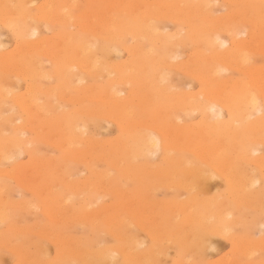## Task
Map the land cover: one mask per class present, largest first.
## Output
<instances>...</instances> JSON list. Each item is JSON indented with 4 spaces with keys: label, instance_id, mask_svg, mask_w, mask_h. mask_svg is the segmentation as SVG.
Instances as JSON below:
<instances>
[{
    "label": "bare ground",
    "instance_id": "bare-ground-1",
    "mask_svg": "<svg viewBox=\"0 0 264 264\" xmlns=\"http://www.w3.org/2000/svg\"><path fill=\"white\" fill-rule=\"evenodd\" d=\"M80 1L81 0H42V3L39 6L30 10L31 8L25 6L24 3L15 2L13 0H0V27L7 28L9 32H12L20 41V43L18 44L14 42L13 45L15 47L12 51L0 53V109L4 105H6L7 102L8 103L10 102L9 109L7 111L9 112L10 108L12 110L18 108L19 110L27 114L28 122H29V125L22 124L17 127V132L15 133L16 137L6 136L7 134L6 132H8V130L7 131L5 130L6 132L2 131L4 133L0 131V165H3L2 163L5 160L9 161L13 157L12 155L13 154L15 155V153L18 154L25 153L27 157L26 160L27 163L16 164L14 168H12V170H10L9 172L4 171L3 176L17 179L16 182L20 188L25 187L28 188L27 191L31 190L34 193V195L37 196L39 202L42 205H44V203L45 205H47V207L43 208L46 215L50 213H56V211H54L55 208L58 207V206L55 207L56 205H59L58 208H61L63 205H66L64 207L68 208L67 213L64 212L65 210L63 207L59 209V211L64 210L63 211L64 214L61 215L64 216L67 215L65 217L70 218V223L74 221V220L71 221V219L75 218L78 221L81 220L79 221V223H83L84 226L86 227L87 225L97 224L96 227L94 226L95 231L97 230L96 229L97 227H100L101 223L111 224V225H113L112 223H114V225H117V227L122 228L124 226L123 228H126L128 225L125 226L126 223L124 222V220H121V216L123 214L127 215L128 216L127 218L134 217V219H137L138 217L141 219V222L150 221L149 219L151 217L149 219L148 217H146L149 216L150 213L146 212L145 209L146 203L148 204V201L146 202L145 200L146 202L145 203L143 201L144 200L143 197L147 198V196L149 197L152 193L150 195L146 194L145 196L144 195L140 196L137 191L133 190V192H131L126 185L129 182L126 183V181H130V182L138 181L137 183L142 182L143 185H145L144 182L145 181L147 182L146 179L148 178V175L154 174L156 175L155 177H159V179L160 177H165L166 179H168L167 180L168 182L164 180L166 181L165 184L166 186L167 184L173 183L172 186L175 187L176 189H179L180 191L182 190V192L184 190L185 192L192 193V194L190 193L192 195L190 198V202L184 201L185 202L184 203L183 201L179 202V200H177L179 203L176 204L175 202L174 203L172 202L170 204H167L166 206H165V202L162 203L164 204V207H167L166 208L167 211L169 210L168 209L169 207L170 208L174 207L176 211L174 209L173 211L172 209H170L171 212L174 213L175 211L176 214L174 215L176 216L179 213L180 217L182 216L181 218L183 219L181 220L184 223H186V227L187 225L191 227V230L189 228L187 230L189 231V233L191 231L190 233L191 235L189 234L190 240L189 242H187L188 241L187 239L186 243L184 240V244L182 245H184L186 250H188L189 253L185 250L187 254L191 255L190 252H192V255L198 257L201 251L205 249L207 250V248L210 246L207 244L208 238L211 239L210 237L211 235H214L212 237H216L215 234L222 235L225 232V230H227V227L234 224L235 218L234 220H230V218L233 217L230 216L231 214L228 213L225 209L226 206L224 204H227L229 202L226 203L222 202V204L225 206L224 207L223 205L222 206L219 205L222 199L217 201V198L220 199L221 197L220 198L215 197L216 200H210V201L209 199H206L207 197L203 198L206 194H209L208 192L204 193L206 183L209 180V176L206 174L207 172L206 170L203 171L201 168L194 166L195 163L194 162L193 164L192 162L190 163L186 157L185 158L182 156L170 157L168 155H170L171 150L180 151V153H184V154L191 153L195 155L198 159H200L199 160L200 162L205 161L207 162L206 165L209 164L210 165L209 167L217 170L218 174L220 171L221 176H223L225 180L223 182H226L228 185L227 187H229L230 190L229 195H231L235 199V201L239 200L241 198L240 196L246 199L247 198L255 199L256 197V200L258 199V201L261 204V200H259V198L262 199L264 197L263 187L260 188L258 191L252 189V185L254 186L255 183H259L260 180L257 179L256 176L253 177L252 175H249L252 172L251 169H250L251 172L246 171L243 165L252 163V165H256L258 168L263 167V170H261L260 168V171H262L263 174L261 176V180L264 182V158H263L264 155L255 156V154L257 155V153H259L258 145L260 146V144H264V67L251 64L252 59H250L251 57H253V55L255 57V54H260L264 56V0H228L229 3L232 4V6L233 5L238 6L240 9L236 10L235 8V11L230 13L226 12V14L221 17L220 15L222 14L218 13L220 18L216 19L215 18L216 15H215L214 17L215 20L209 17L210 11L207 13L206 10L207 6H209L208 4L210 3V0H84L85 5H81ZM29 2L30 1H28V3ZM155 6L159 8V9L156 8V11L154 10ZM216 8L217 7H215V9ZM245 8L247 9L242 12V10H244ZM214 13H212V16L214 15ZM162 19L164 20L166 19L172 22L177 27L185 25L187 27V30H185L184 36L182 37L179 36L180 35L179 32L181 30L178 33L174 32L175 34H171V35H168V33L165 34L166 32L161 33L162 32L160 31L161 28H159L160 26L156 25V23ZM40 22L44 23L45 25L44 28H46L47 26L54 25L57 26L58 28H61L62 30L58 32L54 31L55 33L53 34L52 32L53 30L50 29L53 35L40 36L39 32L41 29L39 28V26H41L42 23L39 26L37 24ZM44 25H42V27ZM209 25H214V26L210 27ZM45 30L48 31V29ZM223 35H225L224 37L226 38H224ZM33 37H35V40H31V38ZM127 38H129V40L131 39L133 41V44L129 46H125V43L128 41ZM123 39H125L124 44L122 41ZM99 41L103 43V47H101L98 44ZM128 42L127 44H129ZM187 42H191L195 46V51L193 52V54L187 56V58L184 57L185 58V60L183 59L184 61L176 63L175 61L183 56L180 49L185 48ZM145 43L147 44V47ZM2 48H4V45ZM203 48L210 50V53L206 55L208 50L204 51ZM123 51H125V53L127 54V58L131 57V60L129 62H117V63L113 62L115 64H111V65L105 64L104 60H107L106 58H108L110 55H115L116 57V55H120L121 52ZM35 55H37L38 57L46 58V60L43 61L46 63V61L48 60V62L51 63L52 72H46L47 67L45 70H43V68L45 67H42V63L44 64L42 60L39 61L37 59L39 62H41V64H39V62H36L35 64V61L33 63L31 62L30 65L27 64V59L29 57L33 58ZM32 58L31 60L33 61L34 59ZM110 58H112V56ZM173 61L175 63H173ZM229 64L230 65L232 64L236 67V68L234 67V70L238 68V70L245 76L243 77L245 79L231 80V77L229 79L228 78L226 79V77L224 78L226 74L223 75V77H220L221 75L219 74L222 73L221 72L222 70L226 71V69L227 70L229 69ZM171 72H175L176 73L175 75H177V73L184 75L189 74L191 78L195 79L198 82L200 90L198 92L195 91L196 92L195 94H192L190 92H187L188 94H186V92L185 93L183 92L186 95L180 92L179 95H177L178 93L177 91L175 92L177 95L176 96L175 94L172 93L173 90H177V89H173L174 87H177L174 85L172 86V90H171L172 95H169L170 94L169 90L171 89V88L169 89V87L171 86L169 87L168 85L163 86V82H167V84H169L168 77H170L169 73ZM103 74H106L105 78L107 76L106 87H103V89L94 86L93 87L87 86L86 84H84V82H86L85 77L94 76V78L99 77V79H101L100 76ZM111 74L119 75V80H117L116 78L115 79L111 78L110 77ZM170 75L173 77L174 74L173 75L170 74ZM12 76L14 80L10 79ZM178 76L179 75H177L176 77ZM15 79L16 81L17 79L20 80L24 79L25 81L28 82L26 86L24 85L25 91H23V93L20 92L21 90H19V86L17 85L18 84L17 82L20 81L18 80L16 82ZM11 81L12 83L14 82L13 85ZM171 83L172 82H170V84ZM123 85L124 86L128 85L132 88H137V89L135 90L132 89L130 92L128 91V93H125L124 90L121 89ZM14 86L18 88L19 91L17 90L15 91L16 88L13 90L12 87ZM140 87H142L141 89L142 91L139 89ZM186 89L187 88H185V90ZM71 94L76 95L77 97H73L71 96ZM173 95L176 96V98L170 101L169 98ZM41 97L45 98V101L43 103L40 102ZM161 98L167 99L169 101V103L166 104L165 106L166 108H162L160 106V102L162 101ZM60 101L64 102L67 105H71L72 109L67 108L68 110H66L65 107L61 106L62 104L58 105ZM88 103H95V104L100 103V105L95 109V108H90ZM135 104H138L137 106L142 107V109L141 108L140 109L143 110L146 113V115L147 114L150 115L152 122V124L150 123L151 124L150 126H147L145 121H143L144 125L142 126H141L142 121H136L134 117H136L137 114H135L136 112L134 113V109H133ZM6 108H8V106H6ZM1 110L0 112H2ZM171 110L173 111L175 110L174 112H179V115L180 113L181 114H190V113L194 114V112L199 113L200 114L199 116H201L202 118L200 123L197 122L196 123L199 124L198 126H200V129H198L199 127L195 128L193 126L184 125V124L176 125L175 123L176 121L175 122L173 121L175 120L174 117L171 116L170 114ZM107 111H109L110 113L117 112L116 114L117 117L116 115L115 116L107 115L106 118L107 120L110 119V122L116 123V127L118 131L121 133V135L115 140L113 139L112 141L108 140L107 143L106 142L102 143L103 142L102 140H101L102 142H97L99 141L98 139L96 140L94 138H91V136L88 137L90 134H88L89 125L87 124V122L91 120L89 123L92 125V123H94L95 121L93 118L105 114H109L106 113ZM143 111H141L140 113H142ZM167 111L168 114L170 115H167L165 113ZM14 112L12 111L11 113L10 112L9 113L12 114ZM170 116L171 119L169 121L170 123H172V125L171 124L164 125L162 121L163 120L164 122L167 121L168 117ZM84 117H87L90 120L88 119L83 120ZM154 117H158V120L156 119L154 120L156 121V124L152 120L154 119ZM189 117H191V114ZM0 118H1V114H0ZM182 118L183 117H181V119ZM251 118L254 119L250 121ZM5 121H6L5 119L1 121L4 123L3 125L7 124V123L5 124ZM18 121L19 119L17 120V122ZM146 122L149 121L147 120ZM143 127H145V129L147 128L152 129L153 132L156 134V136L153 135L152 137V135L151 136L149 135L151 133L146 135L144 134V132H141L140 129ZM21 133L30 134L31 137L29 138L26 137V139H24L23 138L24 135L23 136L20 135ZM41 144H48L53 146L55 150L60 152L61 157L58 158L54 157L52 159L39 158L38 154L39 155H44V154L39 153L40 150H36L35 146ZM83 145L87 147L86 150L82 148ZM37 151L38 153H36ZM158 152H163V153L166 152V154L168 153L166 160L168 161V165L170 168L166 172L161 171L162 169L159 170L158 168L160 167H157V169L160 172L159 174L158 172L156 173L155 171L152 172L155 169V167L154 169L151 167L152 171L150 172L151 169L145 166L146 164L148 165L149 162L143 165L136 163V161L141 159L142 157L145 158L149 154H155ZM96 162H101V163L105 162V164L108 163L107 165L113 167V169L116 168V170L119 171L118 180L110 178L109 174L110 172L112 174V171L105 170L107 172L106 173L105 171H102V168H100L101 170H99L96 166L99 167L102 164L97 163L100 164L97 165L95 164ZM75 165L77 166L80 165L81 167H83L84 168L83 170L84 171L86 170V172L89 173L90 177L80 182L73 180L72 179L73 177L71 178L70 176H72L76 171V170L73 171L74 173L72 174V169L74 170ZM93 165L95 166V168H97V171L100 172H97L93 168ZM200 165L202 166V164ZM121 178L125 180L124 184L126 186L123 184L124 187L121 186L122 184L120 183ZM0 180L2 179L0 178ZM156 182L157 184H159L158 186L164 187V182L162 183L163 185H160L161 183L158 180ZM157 184H153V185L157 186ZM156 186H154L155 188L152 190L155 191ZM56 187L58 188L62 187V189L64 188V190L69 192V195L66 192L67 195L61 197L62 195L61 196L58 195L59 191L56 190L57 189ZM4 188L5 186L2 187L0 184V197L6 195L4 193L7 188L5 189ZM149 188L151 191V187L149 186H147V188L144 189L148 191ZM141 189H142V184H141ZM144 189L142 190L144 191ZM146 191H144V194L146 193ZM10 192L12 193V191ZM262 193H263L262 195L263 197H261ZM77 194L84 196V198L85 196H87L86 199L87 203L84 204V206H82V208L80 209H77L78 207L74 208L76 207V205L74 206V204H72L73 197L78 196ZM91 194L99 195L98 197L100 202H102L100 198L107 196L108 199L109 198L108 195L111 196L114 195L116 198H118L119 203L108 206L107 204L105 205L104 203L102 204L100 203V205L98 206L96 205L97 208H94L92 206L94 208L93 209L90 206L93 204L92 202L93 197H91ZM200 194L201 195L203 194V196H201ZM104 198L106 199V197ZM175 198L173 200H176ZM243 198H241L239 201H242ZM99 201L97 200L94 201V204L95 202L97 203ZM1 202L3 203V205L2 203L0 204L1 205L0 224L2 222L3 223L9 222L11 217L8 216V213L10 211L13 212V210L15 209L18 211H20L19 209L25 210V208L30 210V207L28 206L29 202L25 200L24 201L20 200L17 203L14 202L9 204L11 201H9L8 198V202H7V198H6L5 200L2 199ZM248 202L249 200L247 201V204H249ZM256 202H254V204ZM139 203L141 205L145 203L144 205L145 210L143 211H145L146 213L141 212V209L143 208H139ZM167 203H169V201ZM237 203L238 202H236L235 204ZM243 203H245L244 200ZM151 204H152L151 206H154L152 202ZM238 204H240V202ZM244 205L245 204H242L241 206L243 207ZM33 206H36L37 208L40 209V207L37 206L36 203ZM147 206L151 207L149 206V204ZM227 206L230 207V204ZM254 206H252L251 208H253ZM53 207L55 208L52 209ZM249 207L250 206L248 205V208ZM8 209L9 210L12 209V210H10L7 213L6 210L8 211ZM28 210L26 212H29ZM242 210L240 209L237 212L239 213ZM59 211H57L58 214ZM21 212H19V214L22 217L23 213L21 214ZM43 213L44 212H42V214ZM60 213L62 212L60 211ZM147 213L149 214L146 215ZM160 213L163 214L162 212ZM160 213H158L157 216L152 217V220L153 218H157V217L159 218V216H162ZM24 214L22 218H24ZM27 214L29 215L30 213ZM58 214H56V216ZM13 216H14L13 218H15L18 215L17 216L13 215ZM49 216L48 218L47 217L46 218L50 219L52 214L50 217ZM124 217L125 218L122 219H126V216ZM170 217L172 218V216ZM61 218L63 219L60 220L61 223L66 221V219L68 220V218L64 219L63 216ZM178 218L179 216L175 217L177 221ZM211 219L212 221L213 219H215L217 222H219V224H221L219 225L220 227L215 226L213 223H211ZM237 219L238 218H236V220ZM137 220L135 222H137ZM158 220H157L158 226H155L157 227L156 228L157 230L155 229V227L154 230L159 231V226H161L160 229L162 228L163 230H165L162 227L164 224L160 225L163 223L164 219L162 220V222H161V217ZM165 220H170V218L169 219L166 218ZM123 222L125 223L124 225ZM138 222L140 221L138 220ZM151 222H149V224ZM61 223H58L59 224L58 227L63 225L62 228H64L67 221L62 225ZM73 223L74 222H72L71 224ZM75 223L73 225L74 228H75ZM179 223L181 225L182 222H180L179 220ZM132 224L129 226H132ZM173 224H171V226ZM236 224L240 226V224L235 222V225ZM69 225L70 224H68V226ZM142 225L143 224H141V227ZM52 226L54 230H56L54 224H52L51 227ZM71 226L72 225H70L69 227ZM84 226L82 224L81 225L79 224L78 227L83 228L82 231H86V227L84 229ZM115 227H113L114 230ZM150 227L152 226H149V228ZM164 227L168 229L169 226L166 225L165 223ZM182 227L183 226H181V229ZM41 228H40L41 231H43L44 228L43 227ZM5 229L7 230V228ZM14 229H17V227L14 226ZM59 229H61V227ZM167 229L165 231H167ZM52 230H50L49 232H51ZM101 230L102 228L100 229L98 228L97 234L102 232L100 234L104 235V230L102 231ZM154 230H152L153 233ZM168 230L170 231V229ZM30 231L36 233L34 230L32 231V229ZM45 231H47V228L46 230H44V232H42L43 235L46 233ZM72 231L73 230H71L70 232ZM112 231L110 232V230L108 229L109 234L112 233ZM156 231L155 234H153L151 231L148 232H151L152 236L155 235L154 237H156ZM169 231H167V233ZM227 231L225 233H227ZM62 232L60 231V234ZM119 232L120 234H123L121 233V229ZM19 233H20L19 237L21 235L22 236L24 235V233L22 234V232ZM55 234L56 233H54V235ZM60 234H56L58 236L56 235L55 236L59 237ZM100 234L98 235L99 237ZM162 234L164 236L163 239H165L166 233L165 235L164 233ZM231 234H232V230H231ZM15 235L17 236V241L15 240L16 241L15 242L13 240V242L18 243L19 237L17 234ZM54 235L52 233L51 236ZM61 235L64 236L66 234L64 233V235L63 234ZM127 235L128 234L126 233V236ZM132 235L134 236V233ZM132 235L130 234V236ZM149 235L151 236L150 233ZM172 235L174 234L172 233ZM180 235L182 234L180 233ZM5 236H6L5 233H2V235L0 233V240L4 239ZM8 236L9 234L7 235V238ZM72 236L75 237L74 235H71L70 237ZM92 236L90 238L92 239V241L87 238L88 242L91 241V243L89 244H91L92 247L93 244L96 245L97 243H99V241L103 242L104 237L100 238L102 239L100 240L99 237L96 235L97 236L96 238L98 239L96 238L94 239V241H97V243L95 244V242H93V237L95 236L93 237ZM118 236L120 235L118 234ZM133 236L130 238H128L129 236H127L128 240H130L128 241L126 240L127 238L124 235L125 240L128 241L127 242L128 246H130L129 244H131L130 248L132 247V249L141 246V242H142L139 241L140 242L139 243L136 240L137 238H134ZM186 236L188 237V234L185 235V238H187ZM223 236H224L223 238H225V234H223ZM46 237L48 236L44 235V238ZM80 237L77 238L79 239ZM114 237L113 239H115ZM228 237L226 236V238ZM119 238L121 239V236ZM167 238L169 239L168 234H167ZM172 238H170L171 241ZM230 238L232 239V237L230 236L228 240H230ZM22 239H25L24 236L22 237ZM30 239L32 240V238ZM68 240L69 239H67V241ZM74 240L75 239H73L72 241L73 243ZM61 241L62 243L65 242V241L63 242V240ZM115 241H118V239ZM182 241L183 240H181V243H183ZM246 241L244 242L242 241V239L239 240L238 237L237 239L235 238L232 239V242L230 244L232 245L233 243L235 245L234 247H236V249L234 248V252L237 254V255L235 254V257L238 256L239 252H240L239 254H241L242 252L245 254L247 253L245 256L247 257V255H249L248 254L249 252L251 253L253 251L254 253V251H256L257 248H260V244L257 245V242H255L256 243L255 245L254 242H251L252 240L250 242H246ZM54 242L56 243L57 241ZM66 242L64 243L65 245H62L61 243L62 245L61 247L63 246L68 247L69 245L68 244L66 245ZM72 242H70L71 245L73 244ZM88 242H84V243L88 244ZM122 242H124V239L122 240ZM14 243L11 244L15 246V248L18 247L17 244ZM78 243L76 245H78ZM125 243L124 245L127 246ZM209 244H211V242H209ZM124 245L123 247L125 248ZM22 246L25 245L24 244L21 245L20 246L21 249H19L18 247L16 251L18 250L22 251V249L24 248V247L22 248ZM98 246L99 245H97L96 248ZM157 246L159 247V244ZM61 247H60L61 251L62 249L64 250L65 247L63 248ZM70 247L71 246H69L68 249ZM78 247L80 248L78 249V251L83 249L81 245H78ZM78 247L76 246V248ZM119 247H121V245ZM119 247L118 249L121 248L123 249V247L121 248ZM210 247L213 248L214 245ZM76 248L74 249L76 250ZM99 248H97L94 251V253L92 252V255H90L89 253V257L91 256H92L91 258L95 257L96 261L90 260L91 258L87 259L88 258L87 256H86L87 258L84 256L85 260L83 258L82 259L79 258V260L80 259L84 260L86 262V263L83 262L84 264H104L107 261H109L110 264H119L117 258L114 255L121 252V254L123 253L122 256L124 257L123 261L126 262V264H129L133 261H134L133 264H135V262H138V264H143L142 262L143 258L147 256L144 255L145 253L144 252L143 253L144 257L142 258L140 257L142 253L138 252V254L134 256L135 258H132L130 253L125 252V249L124 251L123 250L119 251L118 249L114 250L115 246L114 248L111 247L110 249L109 248L107 249L105 247L106 248L105 250L101 249V251L98 252L97 250ZM130 248L129 247L127 248V252H129L128 249L130 250ZM261 248L264 247L261 246ZM25 249L26 248H24L23 250ZM68 249H66V252L63 251L64 253H66L65 255H67L68 253H69L68 255H70V252L72 250L68 252L69 251ZM26 250L29 253L30 250L28 249ZM41 250H43L44 252V248H42ZM73 251L71 252V254L73 253L75 255L76 254L75 252H77L78 254V251H74V252ZM84 251L85 254H87L86 251L88 250L85 249ZM90 251L93 250L91 249ZM164 251L163 252L160 251V252L164 253ZM39 252L38 254L40 255L38 256L36 254L37 257H40L39 259L42 258L41 259L42 261L46 259L44 257L46 253L44 252L43 255L42 253ZM158 252L155 250L156 254L160 253ZM259 252H262L261 249L259 250ZM19 253L20 255L21 253L23 254V252H19ZM133 253L136 254L137 252L134 251ZM149 253H151V251ZM182 253H184V251ZM34 254L35 253H33L32 255ZM63 254L62 257L64 256ZM73 254L71 256V260L67 259L69 264L71 263V261L75 260L78 256L76 255L74 256V258H72ZM82 254H83V250L81 254L79 253V255L81 257L85 255ZM231 254L233 255L234 253L232 252ZM27 255L25 257V260H27L26 259ZM36 255L33 256L32 258L35 257L36 259L37 258ZM154 255L155 254H153V256ZM254 255L255 254H253L252 256ZM41 256H43L44 258ZM250 256L247 258L252 257ZM29 257H31V255ZM46 257L48 256L46 255ZM57 257H61V256L59 255ZM154 257H156V255ZM154 257L151 256L150 258L154 259ZM195 257L192 256L191 258H195ZM239 257H243V256L240 255ZM147 258L149 257L147 256L146 260L144 259L145 262L149 260ZM35 259L34 261L32 260V262H30L31 260L30 259L29 262L33 264V262L36 261L34 264H38L37 263L38 260ZM63 259H66L65 256ZM25 260L23 259V261ZM81 260L79 262H81ZM152 260L147 263L156 261V260L153 261ZM59 261H63L62 258ZM240 261H238V263ZM48 262L49 261H47V264ZM75 262L77 261L75 260ZM75 262H72L71 264H74ZM232 262H234L232 261V259L228 263L226 260L227 264H235ZM18 264L21 263L18 262ZM60 264H62V262ZM250 264H253V262L251 263L250 261Z\"/></svg>",
    "mask_w": 264,
    "mask_h": 264
},
{
    "label": "rangeland",
    "instance_id": "rangeland-1",
    "mask_svg": "<svg viewBox=\"0 0 264 264\" xmlns=\"http://www.w3.org/2000/svg\"><path fill=\"white\" fill-rule=\"evenodd\" d=\"M13 1H15V2H21V3H24L25 4V6H27L28 8H31L30 10H32L33 8H35V7H37V6H39L41 3H42V0H13ZM28 1H30L29 3H28ZM34 1V2H33ZM225 1V2H224ZM228 0H212V2H211V0H210V3L208 4L209 6H207V13L209 12V17H211L213 20H215V18L216 19H218V18H220L221 16H223V15H225L226 14V12L227 13H230V12H233V11H235V8H236V10H239L240 8L238 7V6H232V4L231 3H229V1L227 2ZM216 2V3H215ZM27 3V4H26ZM32 3V4H31ZM80 3H81V5H85V2H84V0H81L80 1ZM211 5V6H210ZM217 5V6H216ZM217 7L216 9H215V7ZM218 6H219V9H218ZM221 6V7H220ZM226 6V7H225ZM155 9V11H156V8H158V7H154ZM159 9V8H158ZM157 9V10H158ZM211 9V10H210ZM220 9H221V11H220ZM225 9V10H224ZM247 8H245L244 10H242V12L243 11H245ZM162 10V9H161ZM161 10H159V11H161ZM205 10V11H206ZM213 10H214V12H213ZM217 10V11H216ZM217 12V13H216ZM162 13V12H161ZM164 13V12H163ZM206 13V14H207ZM212 13H214V15L212 16ZM222 14V15H220V17H219V14ZM211 14V15H210ZM215 15H216V17H215ZM215 17V18H214ZM163 21V22H162ZM42 22H40V23H37L38 24V26L41 24ZM156 23V22H155ZM172 22H170V21H168V20H164V19H162V20H160V21H158L157 23H156V25H158V26H160L159 28H161V30L160 31H162L161 33H165V34H167L168 33V35H171V34H175V33H178L180 30V32H179V36H184V32H185V30H187V27L184 25V26H176L175 24H171ZM210 24H212V23H210ZM42 25H44V23H42L41 24V26H39V28L41 29L40 30V32H39V34H40V36H51V35H53L55 32H58V31H61L62 29L61 28H58L57 26H47L46 28H44L45 27V25L42 27ZM210 27L211 26H214V25H209ZM167 27V28H166ZM182 27V28H181ZM186 27V28H185ZM185 28V29H184ZM45 29H48V31L47 30H45ZM53 30L52 32H53V34H52V32H51V30ZM164 29V30H163ZM0 30H1V33H0V46H1V48L3 47V45H4V48H0V53H2V52H9V51H12L13 49H14V42L16 43V44H18V43H20V41H19V39L12 33V32H9V30L7 29V28H5V27H0ZM50 30V31H49ZM175 30V31H174ZM183 30V31H182ZM55 31V32H54ZM175 32V33H174ZM183 33V34H182ZM3 34V35H2ZM225 35H223V37H224ZM4 37V38H3ZM224 38H226V37H224ZM17 39V40H16ZM16 40V41H15ZM31 40H35V37H33V38H31ZM127 40L129 41H127L129 44H127V42L125 43V39H123L122 41H123V44L125 43V46H129V45H131V44H133V41L130 39L129 40V38H127ZM131 41V42H130ZM15 44V45H16ZM98 44L101 46V47H103V43L101 42V41H99L98 42ZM146 44V43H145ZM146 47H147V44H146ZM12 48V49H11ZM184 50V51H183ZM203 50L205 51V50H208V49H206V48H203ZM221 50V49H220ZM180 51H181V53H182V57L181 58H179V59H177L175 62L177 63V62H181V61H184L185 60V58H187V56H189V55H191V54H193V52L195 51V46L191 43V42H187L186 43V45H185V48H182V49H180ZM186 51H187V53H186ZM185 53V54H184ZM190 53V54H189ZM210 53V50H208L207 51V54L206 55H208ZM120 54V53H119ZM112 56V58H110ZM119 56V57H118ZM185 57V58H184ZM256 57V58H255ZM255 57H254V55H253V57H251L250 59H252L251 60V64H254V65H257V66H263L264 67V56L263 55H260V54H255ZM31 58L32 57H29L28 59H27V64H31V62L33 63L34 61H35V64H36V62H39L40 60H42V62H44L43 60H46V58H44V57H38L37 55H35L32 59H34L33 61L31 60ZM114 58V59H113ZM116 58H118V59H116ZM39 61H38V60ZM107 60H104L105 61V64L106 65H111V64H115V63H117V62H129L130 60H131V57H129V58H127V54L125 53V51H123V52H121V54L120 55H116V57H115V55H110L108 58H106ZM184 59V60H183ZM113 62H115V63H113ZM174 61H173V63H175ZM47 63V64H46ZM46 63L44 62V64L42 63V67H45V68H43V70H45L46 69V67H47V69H46V72H52V65H51V63L50 62H48V60L46 61ZM39 64H41V62H39ZM46 64V65H45ZM234 65H230L229 64V69L227 70L226 69V71H228V72H226V71H224V70H222L221 72V74H219V75H221L220 77H223V75H225L224 76V78L226 77V79L228 78H230L231 77V80L232 79H234V80H240V79H245V78H243V77H245L239 70H238V68L237 69H235L234 70ZM236 68V67H235ZM238 70V71H237ZM167 72V71H166ZM170 74H174L173 75V77H174V79H176V80H174L173 79V77L170 75ZM176 73L175 72H171V73H169V76L170 77H168V83L169 84H167V82H163V86L165 85V86H167L168 85V87L169 86H171V87H169V91H170V94L169 95H172L171 94V90H172V86H177V87H174L173 89H177V90H173L172 91V93L173 94H175L176 95V93L175 92H177L178 91V93H177V95H179V92L180 93H182V94H184L185 92H186V94H188L187 92H190V93H192V94H195L196 92L195 91H199L200 90V87H199V84H198V82L195 80V79H193V78H191V76H189V74H180V73H177V75H179V76H182V77H176L177 75H175ZM236 74V75H235ZM105 75L106 74H103V75H101L100 76V78L101 79H99V77H95L94 78V76L93 77H85V80H86V82H84V84H86L87 86H94V87H99L100 89H103V87H106V83H107V76H106V78H105ZM112 75V76H111ZM110 75V77L111 78H116L117 80H119V75H117V74H111ZM10 78V77H9ZM14 78H16V77H14ZM10 79H12V80H14L13 79V76L10 78ZM10 79H8V80H10ZM88 79V80H87ZM20 81V82H17V81ZM15 81H16V79H15ZM17 85L19 86V90H21L20 92L21 93H23V91H25V87H24V85L26 86L27 85V81H25L24 79H17ZM96 81H99V82H96ZM101 81V82H100ZM15 82V83H16ZM34 82H36V81H34ZM170 82H172L171 84H170ZM11 83H12V81H11ZM14 84V82L12 83V85ZM183 86V87H182ZM188 86V87H187ZM182 87V88H181ZM187 88L186 90H185V88ZM190 87V88H189ZM197 87V88H196ZM13 88V90L16 88L15 86L14 87H12ZM199 88V89H198ZM122 90H124V92L125 93H128V91L130 92L132 89L133 90H135V89H137V88H132V87H130V86H124L123 85V87L121 88ZM140 90L142 89V87H140L139 88ZM197 89V90H196ZM19 91L18 90V88H16L15 89V91ZM180 90V91H179ZM181 90H182V92H181ZM183 90H185V91H183ZM142 91V90H141ZM194 91V92H193ZM184 92V93H183ZM189 93V94H190ZM181 94V95H182ZM186 94H184V95H186ZM176 95V96H177ZM71 96H73V97H77L76 95H73V94H71ZM174 96V95H173ZM171 96L169 99H170V101H172V99L174 100V98H176V96ZM41 99V101L40 102H44L45 101V98L44 97H41L40 98ZM161 102H160V106L162 107V108H166L165 106H166V104H168L169 103V101L167 100V99H164V98H161ZM166 101V102H165ZM10 103V102H9ZM8 102H7V104L6 105H4L2 108L4 109V107H5V109L3 110L2 108V112H0V114H1V120H0V131L2 132V131H7L8 130V132H6L5 134H6V136H9V137H16V132H17V127L18 126H20V125H22V124H24V125H29V122H28V116H27V114L26 113H24V112H22L21 110H19L18 108H13L14 110H12L11 108H10V110H9V112L11 113L12 111L14 112V113H12V114H10L7 110L9 109V104ZM60 103V104H59ZM58 103V105H61L62 107H65V109L66 110H68V109H72V107H71V105H67V104H65L64 102H59ZM135 103H137V102H135ZM89 104V107L90 108H97V107H99V105H100V103L99 104H95V103H88ZM64 105V106H63ZM66 105V106H65ZM138 104H135L134 105V107H133V109H134V113L135 114H137L136 115V117H134L135 119H136V121H142L141 122V126L142 125H144V123H143V121H145V123L147 124V126H150L151 124H152V122H151V117H150V115L149 114H147L146 115V113L143 111V110H141L142 109V107H140V106H137ZM6 106H8V108H6ZM60 106V107H61ZM68 106V107H67ZM88 106V105H87ZM68 108V109H67ZM141 108V109H140ZM64 109V108H63ZM141 111H143L142 113H140ZM169 111V110H168ZM168 111L167 112H165L167 115H170L171 114V116H173L174 117V119L175 120H173V117H172V120L176 123V125H189V126H193V127H199L198 129H200V126H198L199 124H197V123H200V121H201V116H199L200 114L199 113H197V112H194V114H192V113H190L191 114V117H189L190 116V114H181L180 113V115H179V112H174L173 110H171L169 113L170 114H168ZM175 113V114H173V113ZM8 113V114H7ZM19 113V114H18ZM106 113H109V114H105V115H102V116H98V117H95V118H93L95 121H94V123H92L93 122V120H92V125L89 123L91 120L90 119H88L87 117H84L83 118V120H90V121H88L87 122V124L89 125L88 126V134H90L88 137H90L91 136V138H94V139H98L99 141H97V142H102V143H104V142H108V140L109 141H112V139L113 140H115L116 138H118L120 135H121V133L118 131V129H117V127H116V123H112V122H110V119L109 120H107V118H106V116L107 115H113V116H115L116 114H117V112H111V113H114V114H111L109 111H107ZM197 113V114H196ZM5 114V115H4ZM135 114H134V116H135ZM3 115V116H2ZM20 115V116H19ZM175 115V116H174ZM183 115V116H182ZM184 115H186V116H184ZM171 116L170 117H168V122H169V124H168V122L167 121H165L164 122V120L162 121L163 123H164V125H172V123H170V119H171ZM176 116H178V117H176ZM200 118H199V117ZM260 116V115H259ZM3 117V118H2ZM110 117V116H109ZM116 117H117V115H116ZM144 117V118H143ZM181 117H183L182 119H181ZM188 117V118H187ZM8 119V121H7V119ZM16 118V119H15ZM102 118V119H101ZM167 118V117H166ZM190 118V119H189ZM6 120L5 121V124L6 125H3L4 123L3 122H1L2 120ZM19 119V121L17 122V120ZM22 119V120H21ZM114 119H115V117H114ZM141 119V120H140ZM158 120V117H154V119H152L153 121L154 120ZM180 119V120H179ZM254 118H251L250 119V121H252ZM12 120V121H11ZM16 120V121H15ZM83 120H81V121H83ZM149 121V122H146V121ZM171 120V121H172ZM172 121V122H173ZM12 122H14V123H12ZM108 122V123H107ZM182 122V123H181ZM189 122V123H188ZM197 122V123H196ZM98 123V124H97ZM100 123V124H99ZM140 123V122H139ZM143 123V124H142ZM151 123V124H150ZM154 123L156 124V121H154ZM179 123V124H178ZM192 123H194V124H192ZM8 124H11V125H8ZM102 124H105V125H102ZM107 124H108V126H107ZM149 124V125H148ZM197 124V125H196ZM173 125H175V124H173ZM107 126V127H106ZM105 129V130H104ZM141 130V132H144V134H146V135H148L149 133H151V134H149L150 136L152 135V137H153V135H155L156 136V134L153 132V130L152 129H145V127H143V128H141L140 129ZM103 133H102V132ZM2 133H4V132H2ZM99 134V135H98ZM4 135V134H3ZM20 135H24L23 136V138L24 139H26V137L27 138H29V137H31V135L30 134H23V133H21ZM97 135V136H96ZM94 136H96V137H94ZM99 136V137H98ZM102 140V141H101ZM105 140V141H104ZM80 146V145H79ZM84 146L85 145H83L82 146V148L84 149V150H86V146H85V148H84ZM36 147V150H40L39 151V153H42V154H44V155H46V156H44V155H39L38 154V157L39 158H43V159H52V158H58V157H61V154H60V152H58L57 150H55L54 149V147L53 146H51V145H48V144H41V145H38V146H35ZM257 147V146H256ZM260 147V148H259ZM258 149H259V153H257V155L255 154V156H263L264 155V144H260V146L258 145ZM42 151V152H41ZM45 151H48V152H45ZM54 151V152H53ZM176 150H171L170 151V155H168V153L166 154V152L165 153H163V152H158V153H155V154H149L147 157H142L141 159H139V160H137L136 161V163L137 164H141V165H143V164H146V163H148V165L146 164L145 166H147V168H150L151 170H150V172L152 171V168L154 169V167H155V169L152 171V172H158V174L160 173L159 172V170H161V171H164V172H166L170 167H169V165H168V161L166 160V157H167V155L168 156H173V157H177V156H179V157H186L187 159H188V161L191 163L192 162V164H193V162L195 163L194 164V166H197V167H199V168H201L203 171L204 170H206L207 172H206V174L209 176V180H210V182H209V180H208V182L206 183V187H205V192L204 193H209V194H206L203 198H205V197H207L206 199H209V201L210 200H216V198L217 197H221L220 199H218L217 198V201H219V200H221L220 201V203H219V205L220 206H222L223 204H222V202H224V203H226V202H229V203H227V204H224L223 206L225 207V209H226V211L228 212V213H230L231 215L230 216H232L233 218H230V220H234V218H235V220H234V224L233 225H235V222L236 223H238V224H240V226L239 225H235V226H233V225H231V226H229V227H227V230H225V232L227 231V233H223V234H225V238H223L224 236H223V234L220 236L219 234H215V236L216 237H212V236H214V235H211L210 237H211V239L210 238H208V240H207V244L208 245H210V246H213L214 245V247L213 248H211L210 246V248L208 249L207 248V250L205 249V250H203V251H201L200 252V256L198 255V257L196 256H194V255H192V252H190L191 253V255L193 256V257H195V258H191L192 256L190 255V254H187L186 253V251L188 252V250H186V248L184 247V245H182V244H184V240H185V243H186V240L188 239V241L187 242H189V240H190V233H191V231H190V233H189V231H187L188 230V228L191 230V227H189V225H187V227H186V223H184L182 220V216L180 217V214L178 215L177 214V216L176 215H174V214H176V210L174 209V207L173 208H168L169 210L170 209H172V211H173V209L175 210L174 211V213L173 212H171V210H170V212H169V210L167 211V207H164V202H165V206L167 205V204H170V203H179V202H181V201H185V202H190V198H191V194L189 193V192H185L184 190H183V192H182V190L180 191L179 189H176L175 187H173L172 186V184L173 183H171V184H167V186L165 185L166 184V181L168 180V179H166L165 177H160V179H159V177H155L156 175H148V178L146 179L147 180V182L145 183L144 182V184L145 185H143V183L142 182H139V183H137L138 181H126V183L127 182H129V183H127L126 185H127V188L131 191V192H133V190L134 191H137L138 192V194L140 195V196H145L146 194L147 195H150L151 193V195L148 197L147 196V198L145 197H143V201L145 202V200H146V202L148 201V204H149V206H151L152 204H151V202L153 203V205L154 206H151V207H148L147 205V203H146V208L144 207V205H145V203H143L142 205L139 203V208H143V209H141V212L142 213H146V212H149V213H147L146 215H148L149 214V216H146V217H148V219L150 220V221H144V222H141V219L140 218H138L137 217V219L141 222H138V220L137 219H134V217H129V218H127L128 216L127 215H125V214H123L122 216H121V220H124V222L126 223V225L125 226H129V225H131L132 224V222H133V224H132V226H127L126 228H123L124 226V222H123V227L122 228H120V227H117V225H114V223H112L113 225H111V224H103V223H101V225H100V227H97L96 229V231H95V227L97 226V224L96 225H87V224H85V225H87V227L86 226H84V224L83 223H79V221H81V220H76L75 218H72L71 219V221L72 220H74V221H72V222H77V223H75V228H74V223L73 224H71L70 223V218H68V217H65V216H67V215H61V214H64L63 213V211L64 212H66L67 213V209L68 208H65L64 206H66V205H61L62 207L61 208H63L64 207V210H60L62 213H60V211H59V209H61V208H58L59 207V205H56L55 207H57V208H55V207H53L52 209H54L55 208V210L54 211H56V213H50V214H48V215H46V213H45V211H44V207H47V205H45V203H44V205H42L40 202H39V200H38V198H37V196L36 195H34V193L31 191V190H28L27 191V189L28 188H20L18 185H17V182H16V180L17 179H13V178H8L7 176H3V174H4V171L5 172H9L10 170H12V168H14V166L16 165V164H18V163H27V157H26V154L25 153H20V154H18V153H15V155L13 154L11 157L13 158H9L8 160L9 161H7V160H5L2 164L3 165H0V178L2 179V180H0V184H1V186L2 187H4L5 186V188H7L8 189V191H7V189H6V191H5V193L4 194H6L5 196L3 195V193H2V195L5 197H0V204L3 202H1V200L3 199V200H5L6 198H7V202H8V198H9V201H11L9 204H11V203H14V202H19L20 200H25V201H28L29 202V207H30V210H28L27 208H25V210L27 209L29 212H26L24 209H19L20 211H18V210H13V212L12 211H10V210H12V209H8V211L6 210V212L8 213L9 211L11 212H9L10 213V215H9V213H8V216L9 217H11V219L9 220V222H2L1 224H0V233H1V235H2V233H5L6 234V236H5V238L4 239H1L0 240V264H18V262L19 263H23V262H25V263H23V264H29L30 262H32V260L34 261V259H35V257L34 258H32L33 256H35L36 254L39 256L40 254H38V252H39V249H40V252L39 253H42L43 255H44V252L46 253V255L48 256V257H46V255H44V257L46 258V259H44L43 261H44V263H43V261L41 260V259H39L40 257H37V255H36V257L38 258H36L35 260H38L37 261V263L38 264H40L41 262V264H47V261H49L48 262V264H50L51 262L52 263H54V264H56V263H58V264H60L61 262H62V264L64 263V264H66V263H68V260L70 259L71 260V256H72V254H71V252L74 250V251H78V249H80L79 247H78V245H81V247L83 248H81L82 250H83V254H85V249L86 250H88V251H86V253L87 254H85V255H83L82 257L79 255V253L81 254L82 253V250H80V251H78V254H77V252H75L76 254L74 255L73 254V257L72 258H74V256H76V255H78L77 256V258L75 259L77 262H78V264H84V263H86L84 260V256L87 258V259H90L91 257H89V253H90V255H92V252L94 253V251L97 249V248H99L97 251L99 252V251H101V249L102 250H105L106 248L108 249H110L111 247L112 248H114V246H115V248H114V250H117L118 249V247L121 245V247H123V245H124V243L127 245V246H125V248L123 247V249L121 248V247H119V248H121V249H118L119 251H124V249H125V252L126 253H130L131 254V256H132V258H135L134 256H136L137 254H138V252H141L142 253V255L140 256V257H144V255H147L149 258H147V259H149L147 262H149V261H151L153 258H150L151 256L152 257H154L155 255H156V257H154V259L153 260H156V261H154V262H150V263H147V262H145L144 261V259L146 260V257L147 256H145L144 258H143V264H156L157 262V264H227L231 259H232V261H234V262H232V263H235V264H237L238 263V261H240L238 264H250V261H251V263L253 262V264H264V248H261V246L262 247H264V206H262V205H264V195H263V193L261 194V197H263L262 199L261 198H259V200H261V204H260V202L258 201V199L256 200V197H255V199H249V198H247L248 200H249V204H247V199L246 198H243L242 196H240L241 198H243L242 199V201H239V200H237V201H235V199L231 196V195H229L230 194V190H229V187H227L228 185H227V183L226 182H223V181H225L224 180V178H223V176H221V174H220V171H219V174H218V172H217V170H215V169H213V168H211V167H209L210 165L209 164H207L206 165V163L207 162H205V161H199L200 159H198L195 155H193V154H191V153H180V151H176ZM57 152V153H56ZM36 153H38V151L36 152ZM173 153H175V154H173ZM18 154V155H17ZM165 154V155H164ZM180 154V155H179ZM37 155V154H36ZM164 155V156H163ZM44 156V157H43ZM15 158V159H14ZM17 158V159H16ZM149 158V159H148ZM164 158H165V160H164ZM192 158V159H191ZM263 158H264V156H263ZM148 160H150V161H148ZM192 160V161H191ZM140 161V162H139ZM163 161V162H162ZM165 162V163H164ZM97 163H100V164H102V165H100V164H97ZM120 163V162H119ZM161 163V164H160ZM167 163V164H166ZM204 163V164H203ZM95 164H97V165H100L99 167L98 166H96ZM94 165L99 169V170H101L100 168H102V171H112V174H111V172H110V178H113V179H115V180H118V176H119V171L118 170H116V168H114L113 169V167H110L109 165H107L108 163H106L105 164V162H96ZM121 164V163H120ZM122 164H123V162H122ZM200 164H202V166L200 165ZM93 165V168L97 171V168H95V166ZM161 165V166H160ZM165 165H166V167H165ZM168 165V166H167ZM3 166V167H2ZM150 166V167H149ZM260 166V165H259ZM75 168H74V170L72 169V174L74 173L73 171H75V175L73 174H71L72 176H70L73 180H75V181H83L84 179H86V178H88V177H90L89 176V173L88 172H86V170L84 171L83 169V167H81L80 165H75L74 166ZM79 167V168H78ZM152 167V168H151ZM157 167H160V168H158L157 169ZM163 167H165V168H163ZM243 167H244V169L246 170V171H250V169H251V173L249 174V175H252L253 177H255L256 176V178L257 179H259L258 181H259V183H255L254 184V186L252 185V189L253 190H255V191H258L260 188H262L263 187V192H264V182L261 180V176L263 175L262 174V171H260V168H261V170H263V167H257L256 165H252V163H250V164H246V165H243ZM251 167V168H250ZM157 169V170H156ZM254 169V170H253ZM259 170V171H258ZM105 171V172H106ZM255 171V172H254ZM97 172H100V171H97ZM149 172V173H150ZM163 172V173H164ZM254 172V173H253ZM107 173V172H106ZM109 173V172H108ZM247 173V172H246ZM211 174H212V176H211ZM216 177H215V176ZM211 177V178H210ZM117 178V179H116ZM164 178V179H163ZM4 179V180H3ZM154 179V180H153ZM163 179V180H162ZM218 179V180H217ZM71 180V179H70ZM152 180H153V182H152ZM159 181L161 184L160 185H163L162 183L164 182V187L162 186H158L159 184H157V182L156 181ZM162 180V181H161ZM164 180H166V181H164ZM123 181V182H122ZM125 180L123 179V178H121V182L120 183H122L121 184V186H123L124 187V182ZM140 181V180H139ZM151 182V183H150ZM168 182V181H167ZM119 183V184H120ZM169 183H170V181H169ZM124 184V185H123ZM138 184V185H137ZM141 184H142V189H146L147 188V186H149V187H151V191H153V192H151L150 191V188H149V190L148 191H146L145 189H144V191H146V193L144 194V191L141 189ZM146 184H147V186H146ZM153 184H157V186L156 185H153ZM225 184H226V186H225ZM125 185V186H126ZM168 185H169V187H168ZM135 186V187H134ZM152 186H153V188H152ZM154 186H156V189H155V191L154 190H152V189H154L155 187ZM167 188H166V187ZM170 186H172V187H170ZM4 188V189H5ZM20 189V190H18V189ZM57 189V191H59V194L58 195H62L61 197H64L65 195H67V193H68V195H69V192L68 191H66V190H64V188L62 189V187H56ZM126 188V187H125ZM166 188V189H165ZM55 189V188H54ZM140 189V190H139ZM163 189V190H162ZM169 189V190H168ZM15 190V191H14ZM141 190H142V192H141ZM171 190V191H170ZM214 190V191H213ZM10 191H12V193L10 192ZM19 191V192H18ZM22 191V192H21ZM10 192V193H9ZM16 192V193H15ZM67 192V193H66ZM141 194H140V193ZM185 192V193H184ZM9 193V194H8ZM63 193H64V195H63ZM66 193V194H65ZM185 194V196H184V194ZM212 193V194H211ZM177 194V195H176ZM16 195V196H15ZM78 195V194H77ZM176 195V196H175ZM181 195V196H180ZM201 195V194H200ZM263 195V196H262ZM8 196V197H7ZM74 196V195H73ZM73 196H71V197H73ZM76 196V195H75ZM96 198H95V197ZM99 195H95V194H91V197H93V204L92 205H90L91 206V208H97V206L98 205H100V203L102 204V203H104L105 205L107 204V206L108 205H114V204H117V203H119L118 202V198H116L114 195L113 196H111V195H108L109 196V198L107 199V196H104V197H106V199L104 198V197H102V198H100L101 199V201L102 202H100L99 201V197H98ZM171 196V197H170ZM176 199V200H173L174 198ZM183 196V197H182ZM201 196H203V194L201 195ZM211 196H213V197H211ZM228 196V197H227ZM24 197V198H23ZM77 197V198H76ZM76 197H73V201H72V204H74V206L76 205V207H74V208H77V209H80V208H82V206H84V204H86L87 203V196H85V198H84V196H81V195H78V196H76ZM211 197V198H210ZM216 197V198H215ZM231 197V198H230ZM10 198H11V200H10ZM15 198V199H14ZM75 198V199H74ZM97 200V201H99V202H95V204H94V201H96L95 199ZM98 198V199H97ZM148 198H150V199H148ZM172 198V199H171ZM178 198V199H177ZM213 198H215V199H213ZM254 198V197H253ZM86 201H85V200ZM110 199V200H109ZM247 201H246V200ZM32 200H34V201H32ZM72 200V199H71ZM151 202H150V201ZM156 200V201H155ZM158 200V201H157ZM173 200V201H172ZM177 200H179V202L177 201ZM243 200H244V202L245 203H243ZM263 200V201H262ZM107 201V202H106ZM169 201V203H167ZM177 201V202H176ZM216 201V202H217ZM235 201V202H234ZM257 201V202H256ZM31 202V203H30ZM109 202V203H108ZM162 204H161V203ZM182 202V203H183ZM184 202V203H185ZM236 202H240V204L242 205V204H245L243 207L240 205V204H235ZM254 202H256L255 204H254ZM34 203V204H33ZM35 203L37 204V206H39L40 207V209L39 208H37L36 206H33V205H35ZM99 203V204H98ZM154 203H156V204H154ZM234 203V204H233ZM8 204V203H7ZM161 206H160V205ZM230 204V207L229 206H227V205H229ZM259 204V205H258ZM2 205H3V203H2ZM31 205V206H30ZM97 205V206H96ZM140 205H141V207H140ZM163 205V206H162ZM235 205V206H234ZM239 207H238V206ZM248 205L250 206L249 208H248ZM254 206L253 208H251L252 206ZM27 206V205H26ZM27 206V207H28ZM93 206V207H92ZM0 207H1V205H0ZM28 207V208H29ZM69 207V206H68ZM153 207H155V208H153ZM162 207V208H161ZM164 207V208H163ZM172 207V206H171ZM229 207V208H228ZM238 207V208H237ZM32 208V209H31ZM93 208V209H94ZM146 209V212L145 211H143V210H145ZM149 208H150V211H149ZM154 210H153V209ZM159 210H158V209ZM242 210V211H240L239 213L237 212V211H239L240 209ZM36 209H38V210H36ZM58 209V210H57ZM165 209H166V211H165ZM239 209V210H238ZM262 209V210H261ZM21 210H22V212H21ZM25 212H24V211ZM32 210H34V211H32ZM39 210H40V212H39ZM158 210V211H157ZM222 210V209H221ZM31 211V212H30ZM54 211H51V212H54ZM57 211H59V214H58V212ZM162 212L163 214H161L160 212ZM218 211H220V210H218ZM19 212H21V214L23 213H30L29 215L27 214H24V218H22L23 217V214H22V217L20 216V214H19ZM33 212V213H32ZM39 212V213H38ZM42 212H44L43 214H42ZM157 212V213H156ZM156 213V214H155ZM158 213H160L162 216H159V218L157 217V218H153V220H152V217H154V216H157L158 215ZM169 213V214H168ZM172 213V214H171ZM51 214H52V216H51ZM56 214H58L57 216H56ZM159 214V215H160ZM12 215V216H11ZM13 215H15V216H19V217H21V218H19L18 216L17 217H15V218H13L14 216ZM26 215V216H25ZM44 215V216H43ZM51 216V218L50 219H47L48 218V216ZM165 215V216H164ZM173 215H174V217H173ZM49 216V217H50ZM57 218H56V217ZM63 216V218L65 217V218H68V220L66 219V221H67V223H66V221H64L63 223H61L60 222V220H63L61 217ZM124 216H126V219H122V218H125ZM170 216H172V218L170 217ZM179 216V218H178V221H177V219H175V217H178ZM229 216V217H230ZM47 217V218H46ZM69 217H70V215H69ZM160 217H161V222H162V220L164 219H169L170 218V220H163V223L162 224H160V225H163L162 227L166 230L167 228H165L164 226H165V223H166V225H168L169 227L171 226V224H173L170 228L168 227V229H170V231L167 229V231H169L168 233H167V231H165V230H163L162 228V230L160 229V227L161 226H159V231H156L157 229V227H155V226H158L157 224V222L159 221L158 219H160ZM165 217V218H164ZM64 218V219H65ZM173 218H174V221H173ZM236 218H238L237 220H238V222H237V220H236ZM55 220V219H57V220H59V221H57V220H55L56 221V223H57V225H56V223H55V221H52V220ZM158 221H157V220ZM182 219V220H181ZM228 219V218H227ZM263 219V220H262ZM76 220V221H75ZM134 220V221H133ZM137 220V222H135ZM151 220H152V222H151ZM179 220H180V222H182L181 223V225H180V223H179ZM229 220V219H228ZM258 220V221H257ZM53 223H52V222ZM156 221V222H155ZM170 221H171V223H170ZM240 221H241V223H240ZM243 221V222H242ZM245 221V222H244ZM130 222V223H129ZM135 222V223H134ZM145 222H147V223H145ZM149 222H151L150 224H149ZM155 224H154V223ZM173 222V223H172ZM39 223V224H38ZM51 223V224H50ZM58 223H61V225L62 224H64V223H66V225L64 226V228H62L63 227V225L62 226H60L61 227V229H59L60 227H58L59 226V224ZM129 223V224H128ZM140 226H138L137 224ZM154 224V226H153V224ZM169 223H170V225H169ZM211 223H213L215 226H219V225H221V224H219V222H217L215 219H213V221H212V219H211ZM263 223V224H262ZM15 224V225H14ZM52 224H54V227H55V229L56 230H54V228H53V226L51 227V225ZM68 224H70V225H72L71 227H69L68 226ZM79 224L81 225H83L84 226V229H85V227H86V231H82L83 230V228H79L78 226H79ZM141 224H143L142 225V227H141ZM184 225H185V227H184ZM242 225V226H241ZM256 225V226H255ZM9 226V227H8ZM14 226L15 227H17V229H14ZM38 226H40V227H38ZM95 226V227H94ZM99 226V225H98ZM116 226V227H115ZM136 226V227H135ZM149 226H152V227H150L149 228ZM181 226H183L182 227V229H181ZM41 227H43L44 228V230H46V228H47V231H45L46 233L44 234V235H46V236H48V237H46V238H44V235L42 234V232H44V230L43 231H41ZM49 227H51V228H49ZM69 227V228H68ZM113 227H115V230H114V228ZM154 227H155V229L156 230H154ZM167 227V226H166ZM174 227V228H173ZM180 227V228H179ZM220 227V226H219ZM263 228V230H262V228ZM5 228H7V230L5 229ZM37 228H38V230H37ZM41 228V229H40ZM52 230L51 232H49L50 230ZM62 232V231H64V232H62L61 234H63L64 235V233L66 234V235H64V236H62L61 234H60V231L58 230V229ZM98 228L100 229V228H102V230H104V235L103 234H100V233H102V232H100V233H98L97 234V232H98ZM119 228V229H118ZM128 228V229H127ZM134 228V229H133ZM186 228V229H185ZM32 229V231L34 230L36 233H34V232H31L30 230ZM73 230L72 232H70L71 230ZM108 229L110 230V232L112 231V233H108ZM120 229H121V233H123V234H120ZM124 229V230H123ZM128 231H127V230ZM142 229V230H141ZM154 230V233H153V231L152 230ZM180 229V230H179ZM185 229V230H184ZM17 230H18V232H17ZM21 230V231H20ZM24 230V231H23ZM39 230H40V232H39ZM58 230V231H57ZM75 230V231H74ZM77 230V231H76ZM81 232H80V231ZM101 230V231H102ZM119 230V231H118ZM147 230V231H146ZM231 230H232V234H231ZM260 230V231H259ZM14 231V232H13ZM69 231V232H68ZM106 231V232H105ZM127 231V232H126ZM146 231V232H145ZM148 231H151L153 234H155V231H156V237H154L155 235H153L152 236V233L151 232H148ZM230 231V232H229ZM255 231V232H254ZM17 232V233H16ZM19 232H22V234L24 233V238L25 239H22V237L20 236L19 237ZM39 232V233H38ZM75 232H77V233H75ZM128 234L127 236H129L128 238H130V237H132L133 235V233H134V238H137L136 240L139 242H141V246H139L138 248H133L132 249V247L130 248V246H131V244H129L130 246H128V244H127V242L128 241H130V240H128V238H127V236H126V233ZM176 232V233H175ZM186 232H187V234H188V237L187 238H185V235H187L186 234ZM229 232V233H228ZM263 232V233H262ZM38 233V234H37ZM52 235V233H53V235H54V233H56V234H60L59 235V237H56V236H58V235H54V236H51L50 234ZM115 233V234H114ZM125 233V234H124ZM149 233L151 234V236L149 235ZM160 233V234H159ZM162 233H164V235H165V233H166V237H165V239H163L164 238V236H163V234ZM172 233L175 235H172ZM180 233L182 234V235H180ZM260 233V234H259ZM9 234V236H8V238H7V235ZM15 234H17L18 235V237H19V239H18V243H14L13 242V240L15 241H17V236L15 235ZM78 234V235H77ZM98 236L99 234H100V237H99V239L100 238H103V242H100L99 241V243H97V241H94V239L97 237L96 235ZM114 234V235H113ZM118 234L121 236V239L123 240L124 239V242H122V240L119 238L120 236H118ZM130 234L132 235V236H130ZM162 234V235H161ZM167 234H168V237H169V239L167 238ZM170 234V235H169ZM184 234V235H183ZM190 234V235H189ZM227 234V235H226ZM229 234H231V235H229ZM14 235H15V237H14ZM41 235H43V236H41ZM69 235V236H68ZM71 235H74L75 237H70ZM95 236V237H93V236ZM103 235V236H102ZM116 235V236H115ZM123 235V236H122ZM124 235H125V237L127 238L126 240H128V241H126L125 240V237H124ZM159 235V236H158ZM180 235V236H179ZM4 236V235H3ZM27 237V239H26V237ZM62 236V237H61ZM66 236V237H65ZM81 236V237H80ZM91 236L93 237V242H95V244L96 245H94L93 244V247H92V245L91 244H89V243H91V241H92V239H90L91 238ZM102 236V237H101ZM115 236V237H114ZM118 236V237H117ZM147 236V237H146ZM160 236H162V237H160ZM171 236V237H170ZM177 236H179V237H177ZM182 236V237H181ZM226 236L228 237H232V239L233 238H235V239H237V237H238V239L240 240V239H242V241H246V242H250L251 240V242H257V245L258 244H260V248H257V252L256 251H254V253H253V251L250 253H248L249 255H247V257H249L250 256V254H251V256L253 255V254H255L254 256H250L251 258H247V257H245L246 256V254L245 253H241V254H239L238 253V256H236L235 257V252H234V248L236 249V247H234L235 245L232 243V245L230 244L231 242H232V239L230 238V240H228V238H226ZM244 236V237H243ZM12 237V238H11ZM44 239H43V238ZM50 237H51V239H50ZM61 237V238H60ZM63 237H64V239H63ZM71 239H70V238ZM77 237H80L79 239L82 241V239H83V241L84 240H86L87 238L88 239H90L91 241L90 242H88V239L86 240V241H84V242H88V244L86 243H84L83 241H82V243H81V241L77 238ZM113 237L115 238V239H113ZM124 237V238H123ZM151 237V238H150ZM173 237V238H172ZM239 237H242V238H239ZM29 238V239H28ZM30 238H32V240L30 239ZM75 239L74 240V243L72 242L73 241V239ZM82 238V239H81ZM118 239V241H115V240H117ZM157 238H158V241H157ZM162 240H161V239ZM168 240H167V239ZM170 238H172V241L170 240ZM175 238H177V239H175ZM182 238H184V239H182ZM214 238V239H213ZM20 239H22V240H20ZM67 239H69L70 240V242H72L73 244L71 245V243L69 242V240L67 241ZM96 239H98V238H96ZM153 239V240H152ZM173 239H174V241H173ZM245 239V240H244ZM250 239V240H249ZM31 240V241H30ZM57 241L56 243L54 242V241ZM61 240H63V242L65 241H67L66 242V245L68 244L69 246H71L69 249H68V247L66 246H63V247H65L64 248V250L62 249V251H61V249H60V247L62 246V245H65L64 243H62V241ZM77 240V241H76ZM100 240H102V239H100ZM121 242H120V241ZM161 242H160V241ZM171 242H170V241ZM177 240V241H176ZM181 240H183L182 242L183 243H181ZM11 241V242H10ZM15 241V242H16ZM165 241H167V242H165ZM169 241V242H168ZM58 242H60V243H58ZM70 244H69V243ZM80 244H79V243ZM139 242V243H140ZM209 242H211V244H209ZM262 242H263V244H262ZM7 243H9V244H7ZM11 243H14V244H17V246L19 247V249H21L20 248V246L21 245H25V246H22V248L24 247V248H26V249H28V250H30L29 251V253L27 252V250L25 249V250H23L22 249V251L21 250H18L19 252H23V254L21 253V255H20V253L18 252V251H16L17 250V248L18 247H16L15 248V246H13ZM35 243H36V245H35ZM61 243H62V245H61ZM78 243V245H76ZM100 243H102V244H100ZM115 243V244H114ZM123 243V244H122ZM131 243V242H130ZM7 244V245H6ZM41 244V245H40ZM74 244H75V246H74ZM83 244H84V246H83ZM155 244V245H154ZM159 244V247L157 246ZM169 244V245H168ZM217 244V245H216ZM262 244V245H261ZM43 245H44V247H43ZM57 245V246H56ZM60 245V246H59ZM97 245H99L97 248H96V246ZM101 245V246H100ZM112 245V246H111ZM255 245H256V243H255ZM42 246V247H41ZM72 246H73V249H72ZM76 246L78 247V248H76ZM143 246V247H142ZM156 246H157V248H156ZM217 246V247H216ZM9 247H11V248H9ZM37 247V248H36ZM46 247V248H45ZM63 247H61V248H63ZM106 247V248H105ZM117 247V248H116ZM129 247L130 248V250L128 249V251L129 252H127V248ZM160 247H161V250H160ZM259 247V246H258ZM13 248V249H12ZM42 248H44V252H43V250H41ZM74 248H76V250L74 249ZM85 248V249H84ZM163 248V249H162ZM214 248H215V250H214ZM66 249H68L69 251L68 252H70L71 250V252H70V255H65L66 253H64V252H66ZM93 250V251H90V250ZM134 250V249H136V250H134L135 252H137L136 254L135 253H133L134 251H132V250ZM164 249H165V251H164ZM214 251H213V250ZM232 249V250H231ZM261 249V251L262 252H259V250ZM155 250L158 252L159 250L161 251V252H163L164 251V253H161L160 251V253L159 254H156L155 253ZM163 250V251H162ZM174 250V251H173ZM186 250V251H185ZM17 253H16V252ZM37 253H36V252ZM42 251V252H41ZM59 251V252H58ZM64 251V252H63ZM73 251V252H74ZM90 251V252H89ZM151 251V253H149ZM154 251V252H153ZM184 251V253H182ZM209 251V252H208ZM212 253H211V252ZM217 251H219V252H217ZM10 252H12V253H10ZM24 252H27V253H24ZM64 254H63V253ZM145 252V253H144ZM152 252H153V254H155L154 256H153V254H152ZM227 252V253H226ZM234 253L233 255L231 254V253ZM256 252V253H255ZM33 253H35L34 255H32ZM96 253V252H95ZM119 253H120V255H119ZM118 254H115L114 256L117 258V260H118V263L119 264H126V262H124L123 260V253L121 254V252H119ZM132 253H133V255H132ZM143 253H144V255H143ZM147 253V254H146ZM181 253H182V255H181ZM189 253V252H188ZM215 253V254H214ZM253 253V254H252ZM27 255V260H25V257H26V255ZM62 254L65 256V258L66 259H63L64 258V256L62 257ZM135 254V255H134ZM188 256V255H190V256H186V255ZM194 254V253H193ZM224 254V255H223ZM245 254V255H244ZM31 255V257H29ZM61 256V257H57V256ZM94 255V254H93ZM150 255V256H149ZM159 255V256H158ZM196 255V254H195ZM237 255V254H236ZM240 255H242L243 257H239ZM24 256V257H23ZM68 258H67V257ZM159 258H158V257ZM162 256V257H161ZM227 256V257H226ZM232 257V258H230V257ZM18 257V258H17ZM31 259H29V258ZM41 257H43V256H41ZM43 257V258H44ZM51 257V258H50ZM121 257H122V259H121ZM165 257V258H164ZM236 259H235V258ZM62 258V260L63 261H59L60 259ZM79 258H83L84 260H81V262H79L80 260H79ZM156 258V259H155ZM164 258V259H163ZM189 258H191V259H189ZM226 258H228V259H226L227 260V263H226V260L225 259ZM230 258V259H229ZM242 258V259H241ZM245 258V259H244ZM17 259V260H16ZM20 259V260H19ZM23 259L25 260V261H23ZM68 259V260H67ZM86 259V260H87ZM151 259V260H150ZM161 259V260H160ZM29 260H30V262H29ZM41 262H40V261ZM47 260V261H46ZM52 260H54V261H52ZM66 260H67V262H66ZM75 260H73V261H71V263L72 262H75ZM90 260H92V261H96V259H95V257L94 258H91ZM89 260V261H90ZM152 260V261H153ZM158 260H160V261H158ZM180 260V261H179ZM211 260H213V261H211ZM222 260V261H221ZM236 260H238V261H236ZM23 261V262H22ZM191 263H190V262ZM17 262V263H16ZM36 262V261H35ZM35 262H33V264L35 263ZM46 262V263H45ZM66 262V263H65ZM77 262H75L74 264H77ZM84 262V263H83ZM88 262V261H87ZM211 262V263H210ZM225 262V263H224ZM237 262V263H236ZM51 263V264H52ZM70 263V264H71ZM132 264L134 263V261L133 262H131ZM131 263H129V264H131ZM30 264H32V263H30ZM69 264V263H68ZM104 264H110V262L109 261H107V262H105ZM135 264H138V262H135Z\"/></svg>",
    "mask_w": 264,
    "mask_h": 264
}]
</instances>
